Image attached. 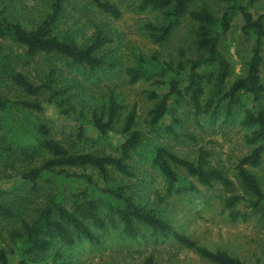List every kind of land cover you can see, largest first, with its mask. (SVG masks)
Masks as SVG:
<instances>
[{"label": "trees", "instance_id": "16d2710c", "mask_svg": "<svg viewBox=\"0 0 264 264\" xmlns=\"http://www.w3.org/2000/svg\"><path fill=\"white\" fill-rule=\"evenodd\" d=\"M85 1L115 19L122 16L121 9L108 0ZM220 1L226 8L216 16L205 3L195 8L196 0H138L137 10L151 9L160 13L158 22L145 24L147 34L155 44L167 42L188 20L192 45L198 56L188 62L180 60L177 64H159L155 58L141 57L134 66L126 68L125 75L130 84L154 79L156 85L155 89L145 91L147 98L154 101L145 120V130L138 123L135 105L126 110L124 99L114 90L108 88L98 99L87 98L84 94V78L100 82L99 74L107 78L117 69L119 61L113 52H102L105 44L112 41L102 29H98L89 43H78L77 32L65 27L64 23L69 0H52L47 13L29 29L5 15L8 5L0 10V39L21 48L29 58L45 54L60 58L64 65H51L40 76L36 74L35 78H38L33 80L14 68L19 57L3 54L0 44V72L26 95L25 99H12L0 93V131L15 142L20 139L21 132L30 134L25 125L14 119L15 113L20 114L34 126L36 150L45 156L40 162L30 163L22 173L13 175L12 186H0V219L11 220L20 201H24L16 188L25 186L29 194H35L43 180L69 182L76 178L87 183L85 188L73 191L69 207L63 202L62 190L49 194L47 204L38 209L34 219L22 220L19 229L9 232L15 246L9 252L0 248V264H36L33 258L46 255L51 249H54L52 259L60 260L64 253L57 243L73 245L84 240L98 246L102 244V233L119 226L133 239L145 228L152 235L169 238L180 248L189 249L212 264H247L225 250L201 246L174 229L158 203L145 200L132 189L133 184L128 183L147 163L165 181L167 196L196 192L197 187L188 180L194 178L207 188L216 185L221 188L226 195L223 208L230 209L232 219H246V211L234 210L237 203L244 202L264 221V187L260 176L251 170L264 165V13L255 16L250 9L258 0ZM237 14L243 22L242 32L252 39L253 46L245 74L226 88L233 67L219 46ZM66 70L73 75L68 76ZM78 74L83 78H78ZM44 94L47 97L44 104L29 99ZM45 105L55 109L56 121H59L57 127L65 137L86 141V135L93 132L96 141L108 139L111 134L118 135L117 143L110 145L112 153L85 152L64 145L52 136L47 124L31 117L32 112H43ZM189 116H193L195 122L200 118L214 121L220 117L225 121H238L245 131L248 151L237 161L233 176L249 198L238 192L227 171L210 163L208 151L200 148L197 157L189 159L170 145L153 142L146 134V131L157 134L161 129L173 140L193 139L183 129ZM19 150L18 156L31 159L28 151L21 149L19 153ZM86 167L97 171L102 185L89 175L70 172ZM144 264H155V261L148 256Z\"/></svg>", "mask_w": 264, "mask_h": 264}, {"label": "rangeland", "instance_id": "374dc122", "mask_svg": "<svg viewBox=\"0 0 264 264\" xmlns=\"http://www.w3.org/2000/svg\"><path fill=\"white\" fill-rule=\"evenodd\" d=\"M51 1L0 0V10L8 5L9 8L5 15L11 21H17L29 29L47 13ZM108 1L121 9V18L115 19L85 0H69L65 9V27L77 32L76 39L79 44L89 43L98 29H102L104 34L112 39L105 44L102 52H113L119 61L117 69L107 78L103 74H99L100 82L84 78V94L87 98L98 99L102 93H107L108 88L114 90L124 99L127 105L126 110L135 105L138 123L145 130V120L154 102L147 98L145 91L156 88V85L153 84L154 79H142L130 84L125 70L127 67L134 66L141 57L155 58L159 64H165V62L177 64L180 60L188 62L190 59H196L198 56L192 45L193 38L189 34L190 24L188 20L184 21L167 42L155 44L148 36L145 24L158 22L160 13L151 9L137 10L135 6L138 0ZM204 3L211 8L216 16H220L226 8V4L220 0H196L195 8ZM250 9L255 16L264 13V0H258ZM242 23L241 16L237 14L219 46V50L233 67V73L226 83V88L236 78L245 74L246 63L251 55L253 41L243 34ZM0 44L3 45V54L19 57L17 63H14V68L33 80H37L36 74L40 76L51 65L64 66L63 61L58 57L39 54L34 58H29L21 48L11 44L8 40L0 39ZM179 49L182 50L181 53ZM66 71L68 72V70ZM262 71L264 73V51ZM72 75V72H68V76ZM77 76L83 78L80 74ZM0 93L5 98H26V95L1 72ZM46 98L44 94L29 99L40 100L44 104ZM31 114L32 118L47 124L52 136L69 148L85 152L112 153L110 145L117 143L118 135L115 134H111L108 139L100 138L96 141H94L93 132L86 135L88 137L86 141L63 136L57 127L59 121H56V111L50 105H45L43 112H32ZM14 119L25 125L31 133L21 132L20 141L15 142L13 138L7 137L3 131H0V186L2 188L12 186L13 175L22 173L30 163L40 162L45 157L36 150L34 126L18 113L14 114ZM187 120L183 129L193 139L173 140L166 136L161 129L157 134L147 131L146 134L153 142L170 145L178 154L189 159L196 158L200 148L208 151L210 163L227 171L238 192L245 198H249V195L242 191L233 176L237 161L248 151L244 142L245 131L238 121L231 119L225 121L223 117H220L214 121H210L209 118H200L195 122L193 116H189ZM4 137L5 140H3ZM9 142L11 143L9 144ZM7 144L11 146L12 151ZM21 149L28 151L31 159L28 160L27 156L23 155L18 156L17 150L20 153ZM9 159L12 161L9 162ZM140 169L136 178L129 179L128 183H132V189L138 195H142L145 200L158 203V207L168 216L174 229L210 250H225L247 264H264V221L253 214L244 202L237 203L234 210L246 211V219L241 217L232 219L229 214L230 209L223 208V200L226 195L218 185L207 188L194 178H188L189 182L197 187L196 192L187 191L180 196L175 194L167 196L166 184L162 177L147 163L143 164ZM251 170L260 176L264 187V165L257 168L252 167ZM70 172L89 175L93 181L102 185L101 177L92 168H75ZM38 186L39 191L35 194H29L25 186L16 188L15 190L23 195L24 201H20L15 216L11 220L0 219V248H4L6 252L15 246L9 238V232L19 229L22 220L34 219L38 209L47 204L49 194H56L62 190L63 202L69 207L73 191L77 188H85L87 183L82 179L72 178L69 182L65 180L45 182L43 180ZM100 239L102 244L98 246H93L84 240L77 241L73 245L57 243V247H60L64 253L63 259L53 260L51 254L54 249H51L46 255L36 256L33 261L36 264H144L145 259L152 256L155 264H212L193 251L180 248L169 238L163 239L152 235V232L145 228H142L134 239L125 234L121 226L109 228L107 232L100 235Z\"/></svg>", "mask_w": 264, "mask_h": 264}]
</instances>
